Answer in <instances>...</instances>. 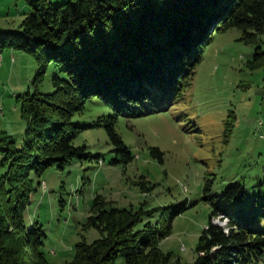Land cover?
Here are the masks:
<instances>
[{
    "label": "trees",
    "instance_id": "1",
    "mask_svg": "<svg viewBox=\"0 0 264 264\" xmlns=\"http://www.w3.org/2000/svg\"><path fill=\"white\" fill-rule=\"evenodd\" d=\"M25 1L30 12L21 30L0 29V54L12 47L43 60L36 81L43 78L47 62L54 61L59 72L53 75V91L24 94L27 127L21 145L12 134L0 133L1 164L6 167L0 176V264H57L42 250L47 236L43 226L26 223L31 173L93 156L86 145L74 142L92 126L105 127L117 153L114 162L131 161L134 155L116 128L119 118L168 110L178 102L215 30L236 27L246 41L264 34V0ZM260 49L252 65L264 62ZM95 98L112 112L93 123L75 121L73 116ZM232 126L230 116L227 135ZM152 151L163 160L160 148ZM146 183L139 182L143 191L152 187ZM212 184L209 178L203 187L210 221L189 264H250L264 254V229L251 226L256 216L230 209L234 201L244 202V183H230L220 194L213 193ZM171 206L169 215L161 211L157 216L159 208H147V201L138 208L120 207L97 195L83 229L95 228L101 236L92 242L83 237L73 258L58 264H116L120 256L128 264H183L160 247L188 202ZM216 216L226 217L227 226L214 222Z\"/></svg>",
    "mask_w": 264,
    "mask_h": 264
},
{
    "label": "rangeland",
    "instance_id": "2",
    "mask_svg": "<svg viewBox=\"0 0 264 264\" xmlns=\"http://www.w3.org/2000/svg\"><path fill=\"white\" fill-rule=\"evenodd\" d=\"M29 12L25 0H0V29L21 30ZM258 47L264 51V34L246 41L236 27L215 30L178 102L168 110L119 118L116 128L134 155L131 161L114 162L117 153L105 127L92 126L74 142L86 145L93 156L74 158L64 168L53 165L40 175L31 173L33 191L25 219L28 226H43L47 236L42 250L51 263L71 260L83 237L92 242L101 236L95 228L83 229L97 195L120 207L138 208L147 201V208H159L157 216L161 211L169 215L171 205L187 201V209L173 218L171 235L160 242L164 252H174L184 264L196 259L200 235L210 221L212 209L203 198L209 178L218 194L230 183L243 182L247 196L242 203H231L230 209L256 216L251 226L264 229V62L252 65ZM1 54L0 133L12 134L21 145L27 127L24 94L53 91L59 66L47 62L43 78L36 81L43 60L12 47ZM110 112L95 98L73 119L93 123ZM230 116L233 126L227 135ZM152 147L163 151L162 161ZM4 156L0 153V176L6 171ZM141 180L152 187L143 191ZM213 221L227 226L228 219L216 216ZM116 264L128 263L120 256ZM250 264H264V254Z\"/></svg>",
    "mask_w": 264,
    "mask_h": 264
},
{
    "label": "crops",
    "instance_id": "3",
    "mask_svg": "<svg viewBox=\"0 0 264 264\" xmlns=\"http://www.w3.org/2000/svg\"><path fill=\"white\" fill-rule=\"evenodd\" d=\"M0 56L2 57V58H0V60H2L3 59V55L2 54H0ZM184 264V263H183Z\"/></svg>",
    "mask_w": 264,
    "mask_h": 264
},
{
    "label": "bare ground",
    "instance_id": "4",
    "mask_svg": "<svg viewBox=\"0 0 264 264\" xmlns=\"http://www.w3.org/2000/svg\"><path fill=\"white\" fill-rule=\"evenodd\" d=\"M0 58H1V56H0Z\"/></svg>",
    "mask_w": 264,
    "mask_h": 264
},
{
    "label": "built area",
    "instance_id": "5",
    "mask_svg": "<svg viewBox=\"0 0 264 264\" xmlns=\"http://www.w3.org/2000/svg\"><path fill=\"white\" fill-rule=\"evenodd\" d=\"M2 58V57H1Z\"/></svg>",
    "mask_w": 264,
    "mask_h": 264
}]
</instances>
